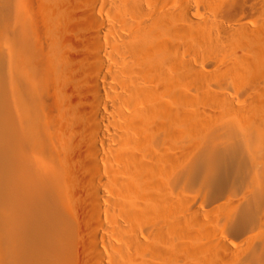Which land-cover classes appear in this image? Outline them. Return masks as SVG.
I'll list each match as a JSON object with an SVG mask.
<instances>
[{
  "label": "bare ground",
  "instance_id": "6f19581e",
  "mask_svg": "<svg viewBox=\"0 0 264 264\" xmlns=\"http://www.w3.org/2000/svg\"><path fill=\"white\" fill-rule=\"evenodd\" d=\"M4 167L0 264H264V0H0Z\"/></svg>",
  "mask_w": 264,
  "mask_h": 264
},
{
  "label": "rangeland",
  "instance_id": "374dc122",
  "mask_svg": "<svg viewBox=\"0 0 264 264\" xmlns=\"http://www.w3.org/2000/svg\"><path fill=\"white\" fill-rule=\"evenodd\" d=\"M9 155H8V160H10V159H12V154L11 153H8ZM6 167H4V168H2L1 169V171L2 172H0V173H2L1 175V178L2 177H4V178H6V179H3V181H1L2 183L0 184L1 185V190H2V198H1V200H0V213L1 214H4L3 212H6V214H4L5 215V217L7 218V220L5 221V223H4V227H3V240H7V239H9L10 238V232L12 231L11 229H12V221H13V216H12V212H13V207H11V206H13V205H11V202H12V204H13V199L11 200L10 199V197H12L13 198V193H11V192H13L14 190H11L12 188L14 189V181H13V174L12 173H10L12 170L11 169H7V168H9V167H7L6 169H5ZM7 170L8 171H10V172H8L9 173V175L10 176H12V177H9L8 175H7ZM5 171V172H4ZM4 175H6V177L4 176ZM10 179V180H9ZM11 179H12V181H13V184H11ZM4 180H6L7 181V183L4 181ZM4 182V183H3ZM9 182H10V185H8L9 184ZM6 184V185H5ZM7 185H8V187L9 186H11L10 187V189L8 190V187H7ZM4 186V187H3ZM13 186V187H12ZM3 188H4V192H3ZM8 192V193H7ZM5 193V194H4ZM4 196H6V197H4ZM9 196V197H8ZM3 197H4V199L5 200H3ZM9 198V199H8ZM6 200H9V201H7V202H4V201H6ZM11 201V202H10ZM5 203H6V205H5ZM1 204H4V205H1ZM5 207V208H4ZM8 207H10V208H8ZM3 208V209H2ZM7 208V209H6ZM12 210V211H11ZM8 213V214H7ZM12 213V214H11ZM10 218V219H9ZM6 232H8V234L6 233ZM5 234V235H4ZM5 237H7V238H5Z\"/></svg>",
  "mask_w": 264,
  "mask_h": 264
}]
</instances>
